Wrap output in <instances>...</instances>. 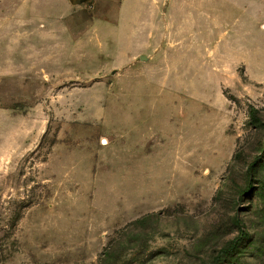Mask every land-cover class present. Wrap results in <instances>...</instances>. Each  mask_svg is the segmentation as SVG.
<instances>
[{
    "label": "rangeland",
    "instance_id": "374dc122",
    "mask_svg": "<svg viewBox=\"0 0 264 264\" xmlns=\"http://www.w3.org/2000/svg\"><path fill=\"white\" fill-rule=\"evenodd\" d=\"M239 229L264 0H0V264H216Z\"/></svg>",
    "mask_w": 264,
    "mask_h": 264
},
{
    "label": "trees",
    "instance_id": "16d2710c",
    "mask_svg": "<svg viewBox=\"0 0 264 264\" xmlns=\"http://www.w3.org/2000/svg\"><path fill=\"white\" fill-rule=\"evenodd\" d=\"M249 239L251 237L244 230L239 229L238 236L228 241L218 253L216 264H228V260L235 257L237 264H264V247L261 245L252 249L253 253L248 257L239 254V250Z\"/></svg>",
    "mask_w": 264,
    "mask_h": 264
}]
</instances>
